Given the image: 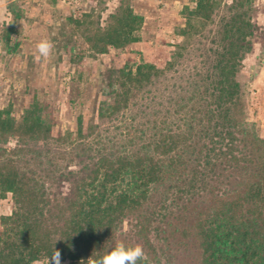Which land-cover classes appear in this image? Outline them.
Masks as SVG:
<instances>
[{
    "label": "trees",
    "instance_id": "obj_1",
    "mask_svg": "<svg viewBox=\"0 0 264 264\" xmlns=\"http://www.w3.org/2000/svg\"><path fill=\"white\" fill-rule=\"evenodd\" d=\"M193 1L183 35L199 36L200 61L167 97L123 116L180 52L163 68L143 62L108 76L98 116H122L118 138L86 141L96 127L84 133L80 117L68 150L34 106L21 121L0 110V201L13 204L0 217V264H33L54 247L62 264H87L117 241L142 245L140 264H264V140L242 80L260 29L254 2ZM141 22L122 2L88 43L96 54L126 47Z\"/></svg>",
    "mask_w": 264,
    "mask_h": 264
},
{
    "label": "rangeland",
    "instance_id": "obj_2",
    "mask_svg": "<svg viewBox=\"0 0 264 264\" xmlns=\"http://www.w3.org/2000/svg\"><path fill=\"white\" fill-rule=\"evenodd\" d=\"M122 2L142 18L136 31L139 40L96 54L87 38L95 32L96 21L104 22ZM253 2V20L260 29L253 52L243 61L242 80L248 121L264 140V0ZM194 7L193 0H0V110L10 111L21 121L34 106L53 136L67 139L64 147L68 150L80 139L78 119L82 117L84 133L91 132L89 126L96 127L86 141L107 144V138L119 137L116 128L124 125L122 116L114 123L98 116L108 76L143 62L163 68L173 53L180 52L183 58L175 68L145 87L134 101L136 106L123 116L130 119L140 112L143 98L167 97L200 61L199 36L183 35ZM43 38L53 42V52L47 59L36 60L35 44ZM12 208L10 198L1 200L0 217L9 215ZM33 264H46V258Z\"/></svg>",
    "mask_w": 264,
    "mask_h": 264
},
{
    "label": "clouds",
    "instance_id": "obj_3",
    "mask_svg": "<svg viewBox=\"0 0 264 264\" xmlns=\"http://www.w3.org/2000/svg\"><path fill=\"white\" fill-rule=\"evenodd\" d=\"M53 42L48 38H43L35 44V59H47L53 52ZM146 260V254L142 245H126L124 241H117L110 250L99 257L91 256L87 264H140ZM46 264H62L61 252L53 249L50 256L46 258Z\"/></svg>",
    "mask_w": 264,
    "mask_h": 264
}]
</instances>
